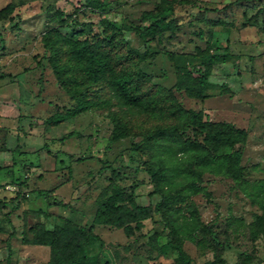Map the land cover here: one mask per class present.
<instances>
[{"label":"rangeland","instance_id":"374dc122","mask_svg":"<svg viewBox=\"0 0 264 264\" xmlns=\"http://www.w3.org/2000/svg\"><path fill=\"white\" fill-rule=\"evenodd\" d=\"M104 1L106 8L100 12L84 7V0H0V8L14 4L17 22L0 23V264L6 263V238L12 231L9 264H48L47 245L23 241L22 236L32 237L29 227L41 222L52 228L65 220L89 225L115 185L151 209L160 197L140 169L148 156L131 148L140 137L110 138L111 113L127 118L129 107L103 103L57 124L45 121L72 104L57 84L40 40L54 21L56 8L91 21L84 36L100 31L101 17L113 21L132 46L156 53L140 66L165 87L175 81L174 63L166 51L175 53L176 64L196 68L199 61L192 55L196 47L209 43L219 52L208 78L209 97L201 101L182 91L175 94L185 107L247 131L245 144L236 145L242 148L245 181H233L212 164L202 182L210 194L191 198L214 235L200 233L182 206L177 212L179 236L190 264L212 259L216 244L221 264H264V230L258 223L264 213V0H175L172 17L178 26L148 42L133 28L149 23L142 13L160 0ZM69 132L73 135L67 136ZM156 154L170 166L184 157L174 144ZM181 178L171 176L175 182ZM37 189H50L52 194L45 198ZM93 231L99 239L87 246V252L94 264H176L175 250L168 246L156 250L170 236L162 217L153 211L129 236L110 225H95Z\"/></svg>","mask_w":264,"mask_h":264},{"label":"trees","instance_id":"16d2710c","mask_svg":"<svg viewBox=\"0 0 264 264\" xmlns=\"http://www.w3.org/2000/svg\"><path fill=\"white\" fill-rule=\"evenodd\" d=\"M106 5L104 0H84L83 3L89 10L100 12L105 10ZM174 5L175 0H160L152 9L144 11L142 15L149 19V23L143 28L139 25L133 28L138 37L148 42L166 30L175 29L178 25L172 17ZM14 8L11 2L0 8V23L14 20ZM53 18L54 21L40 35V40L47 51L46 61L54 78L72 104L64 110H56L45 121L57 124L103 103L129 107L131 114L127 118L111 113L113 126L110 138L140 137L131 142V148L148 156L140 169L149 175L152 192L160 197L151 209L149 204H137L134 198L125 195L122 187L115 185L95 211L89 225L65 220L47 228L39 222L29 227L31 239L22 236L23 241L47 245L48 264H94L89 260L87 246L99 239L93 231L95 225L121 228L129 236L153 211L162 217L170 236L156 250L161 251L168 246L176 252V264H190L191 258L184 251L179 236L181 225L177 221V212L184 206L195 228L203 235L213 237L211 226L201 219L199 209L191 198L199 193L210 194L202 184L204 172L214 164L220 166L223 175L233 181H245L240 146L247 140V131L229 121L212 120L202 110L185 107L175 94V90L182 91L186 96L201 101L209 97L206 92L208 78L219 52L212 49L209 43L204 48L196 47L192 53L199 61L196 68L176 64L175 53L166 51L167 58L174 63L175 81L171 87H165L154 82L140 66L142 61L156 53L132 46L123 31L107 17L99 19L100 31L86 36L85 26H93L91 21H81L60 8L54 10ZM72 135V132L67 133V136ZM167 144L176 145L184 153L180 163L174 166L156 154ZM173 175L182 178L175 182L171 180ZM21 188L20 182L19 193L24 197ZM37 193L50 198L52 191L37 189ZM53 198L55 203L67 206L60 199ZM258 223L264 230V213L258 216ZM13 235L12 231L6 238L8 253L5 264L10 261V239ZM221 263V250L216 244L213 258L203 264Z\"/></svg>","mask_w":264,"mask_h":264}]
</instances>
